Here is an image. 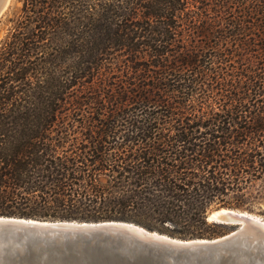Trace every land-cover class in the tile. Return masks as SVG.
Masks as SVG:
<instances>
[{"label":"trees","instance_id":"trees-1","mask_svg":"<svg viewBox=\"0 0 264 264\" xmlns=\"http://www.w3.org/2000/svg\"><path fill=\"white\" fill-rule=\"evenodd\" d=\"M258 199L264 0L22 1L0 43V215L211 239L212 209Z\"/></svg>","mask_w":264,"mask_h":264},{"label":"water","instance_id":"water-1","mask_svg":"<svg viewBox=\"0 0 264 264\" xmlns=\"http://www.w3.org/2000/svg\"><path fill=\"white\" fill-rule=\"evenodd\" d=\"M11 0H0V17ZM221 207L207 220L223 235L184 239L131 221L0 215V264H264V221Z\"/></svg>","mask_w":264,"mask_h":264},{"label":"rangeland","instance_id":"rangeland-1","mask_svg":"<svg viewBox=\"0 0 264 264\" xmlns=\"http://www.w3.org/2000/svg\"><path fill=\"white\" fill-rule=\"evenodd\" d=\"M22 1L23 0H11L8 8L3 13V15L0 17V43L5 39L9 30L12 28L13 20L18 16L20 9L22 7ZM219 208L212 209L210 212L216 209H219ZM251 209L252 210H250L249 212L264 219V199L256 200L253 203ZM208 222H211V221L208 220ZM218 229L224 232V234H226L231 230V227L229 225H224V227L218 228ZM218 236L220 235H215L214 237H218Z\"/></svg>","mask_w":264,"mask_h":264},{"label":"bare ground","instance_id":"bare-ground-1","mask_svg":"<svg viewBox=\"0 0 264 264\" xmlns=\"http://www.w3.org/2000/svg\"><path fill=\"white\" fill-rule=\"evenodd\" d=\"M256 219H258V220H261V221H264L263 220V218L261 219V218H259V216H254Z\"/></svg>","mask_w":264,"mask_h":264}]
</instances>
